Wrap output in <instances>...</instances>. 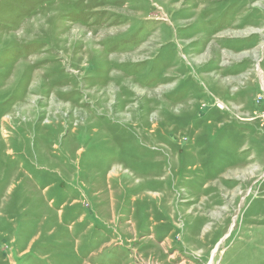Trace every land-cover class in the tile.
Segmentation results:
<instances>
[{
  "label": "rangeland",
  "instance_id": "1",
  "mask_svg": "<svg viewBox=\"0 0 264 264\" xmlns=\"http://www.w3.org/2000/svg\"><path fill=\"white\" fill-rule=\"evenodd\" d=\"M0 264H264V0H0Z\"/></svg>",
  "mask_w": 264,
  "mask_h": 264
}]
</instances>
